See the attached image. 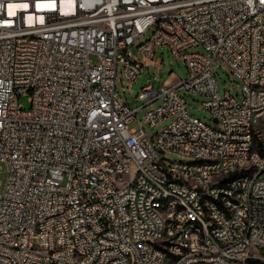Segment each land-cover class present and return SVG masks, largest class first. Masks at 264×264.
Listing matches in <instances>:
<instances>
[{
	"label": "built area",
	"instance_id": "2783aa9c",
	"mask_svg": "<svg viewBox=\"0 0 264 264\" xmlns=\"http://www.w3.org/2000/svg\"><path fill=\"white\" fill-rule=\"evenodd\" d=\"M159 16L170 23L152 30ZM132 47L149 58L165 47L186 68L174 85L149 80L134 110L117 91L119 76L135 82L151 67ZM198 47L205 53L189 52ZM215 63L240 83L239 99L218 94ZM182 91L206 98L209 123L188 112ZM148 107L152 130L175 117L164 135L129 128ZM253 120L264 124V0H0V264H162L164 254L171 264L264 260L252 254L264 244V151L244 136ZM223 121L230 131H220ZM248 167L255 180L246 179ZM219 169L228 176L218 178ZM233 189L240 200L231 201ZM172 192L183 200L165 204ZM178 204L203 216L207 239L180 224ZM166 240L173 247L161 249Z\"/></svg>",
	"mask_w": 264,
	"mask_h": 264
},
{
	"label": "rangeland",
	"instance_id": "374dc122",
	"mask_svg": "<svg viewBox=\"0 0 264 264\" xmlns=\"http://www.w3.org/2000/svg\"><path fill=\"white\" fill-rule=\"evenodd\" d=\"M151 31L143 36L138 44L143 43L149 38ZM140 60V62L146 66H150L151 69L144 68L141 75L137 78L135 82H128L121 79L119 76V81L117 84V91L121 97L126 101L132 110L143 105L142 101H137L136 97L140 93L141 88L148 83L150 80L156 87H159L165 80H168L172 85L176 84L179 79H185L186 77V68L183 61L179 58H176L174 54L169 52L165 47H157L155 49L154 58H149L144 55H141L137 52L135 47H132L128 50V53ZM189 52L196 53H205L201 47L192 48ZM92 61L95 62V58H92ZM121 66H119L120 69ZM213 73L216 79L218 94L223 97L225 93L240 98L239 86L240 83L228 72V70L219 64L215 63L212 65ZM173 76H170V75ZM181 95L184 97L186 102V109L188 112L201 119L202 121L209 123L212 120L211 115L207 112L206 109L202 106V102L205 101V97L197 93L182 91ZM18 104L22 105L24 108H29L28 99L26 97H21L18 100ZM158 104V103H157ZM150 107L140 110L135 115V120L129 125V128H143L144 132L148 136H152L153 133L159 134L165 126L170 124L175 117L166 119L162 124H160L155 130L150 129L144 121V113ZM259 136H256V140L263 142L264 141V124H258L257 130ZM259 137V138H258ZM167 158L169 160L180 161L181 157H178L174 154H168ZM6 180V167L4 164L0 163V194L2 192L4 183ZM264 264V262H261Z\"/></svg>",
	"mask_w": 264,
	"mask_h": 264
},
{
	"label": "bare ground",
	"instance_id": "6f19581e",
	"mask_svg": "<svg viewBox=\"0 0 264 264\" xmlns=\"http://www.w3.org/2000/svg\"><path fill=\"white\" fill-rule=\"evenodd\" d=\"M161 24H169L170 16H159V20H153L152 30H159ZM260 123V120H253V127H244V136H249V143L252 146L256 145V135H253V128H256ZM232 129L231 121H223L220 124V131H230ZM155 135H164V129ZM192 144H201V136L193 135ZM226 146H233V139H226ZM235 146H243V138L235 139ZM261 151H264V141L261 143ZM219 166V159H210L209 167ZM228 176V169H219L218 178H225ZM256 167H248L246 172V179L255 180ZM185 182H193V175H185ZM177 200H183V193L172 192V194L165 195V204L176 203ZM199 200H202L203 204H211L212 209H219V202L212 201V196L209 193H199ZM240 200V189H233L231 193V201ZM228 202H230V194H223L221 198V208H228ZM161 212H169V205H161ZM177 212L180 213V224L185 227H196V237L199 239H207V230L203 227V216L188 215L187 204H178ZM46 219H55V212H46ZM161 232H168V225H161ZM210 234H217V227H210ZM173 247V240H166L161 242V249H168ZM185 249H193V238L185 237ZM252 254H258V257H264V244H260V247H252ZM264 262V260H258ZM162 264H171V254H164L162 256Z\"/></svg>",
	"mask_w": 264,
	"mask_h": 264
},
{
	"label": "trees",
	"instance_id": "16d2710c",
	"mask_svg": "<svg viewBox=\"0 0 264 264\" xmlns=\"http://www.w3.org/2000/svg\"><path fill=\"white\" fill-rule=\"evenodd\" d=\"M261 143H262V142L257 141V142H256V145H257V146H261ZM250 264H263V263H261L260 261H250Z\"/></svg>",
	"mask_w": 264,
	"mask_h": 264
}]
</instances>
